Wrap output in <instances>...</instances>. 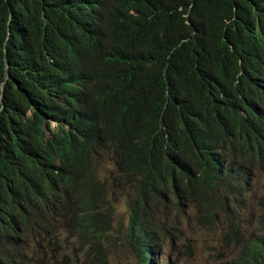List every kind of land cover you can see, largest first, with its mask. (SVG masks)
<instances>
[{
	"label": "trees",
	"instance_id": "trees-1",
	"mask_svg": "<svg viewBox=\"0 0 264 264\" xmlns=\"http://www.w3.org/2000/svg\"><path fill=\"white\" fill-rule=\"evenodd\" d=\"M262 170L264 0H0V264H177L190 209L264 264Z\"/></svg>",
	"mask_w": 264,
	"mask_h": 264
},
{
	"label": "rangeland",
	"instance_id": "rangeland-1",
	"mask_svg": "<svg viewBox=\"0 0 264 264\" xmlns=\"http://www.w3.org/2000/svg\"><path fill=\"white\" fill-rule=\"evenodd\" d=\"M263 192V183L259 186L257 194ZM257 196V195H256ZM256 197L253 198L255 201ZM119 212L124 215L127 222V203L122 200L119 203ZM122 221V219H121ZM120 221V222H121ZM221 222L216 215L213 218H198L195 209H190L188 215L183 219V235L188 239L191 250L187 248L179 249L177 264H225L222 260L223 243L221 240ZM185 241V240H184ZM88 248H83V251ZM228 252V250H226ZM229 253V252H228ZM100 256V254H98ZM109 264H138L136 257L121 247L119 244L109 257ZM95 260L84 259L81 262H71V264H95Z\"/></svg>",
	"mask_w": 264,
	"mask_h": 264
},
{
	"label": "clouds",
	"instance_id": "clouds-1",
	"mask_svg": "<svg viewBox=\"0 0 264 264\" xmlns=\"http://www.w3.org/2000/svg\"><path fill=\"white\" fill-rule=\"evenodd\" d=\"M245 182L248 184V181H245ZM251 183H252V187L245 192V196H244V203L247 205V207H243L242 209L240 207L236 208V209H240L239 210L240 215L245 220L244 225L242 226V229L246 231L247 233L258 228V221H259V215H260L258 202L261 196L264 195V170L257 172V175L252 177ZM262 183H263V192L258 195L257 190L259 186L262 185ZM254 197H256L255 201L253 200ZM220 200L224 203H228V204L230 203V208L235 209L234 200L232 198L227 199L225 197H221ZM240 205H241V202H240ZM221 220H222L221 240L223 243V251H225L222 255V260L223 262H225V264H236L237 262H232V260L236 258L237 255L239 254L241 250V245L237 243H232L230 246H228L226 244L224 240L225 223H224L223 218H221ZM182 222L183 221H181V228L183 230ZM182 239L185 240L186 242L189 241L188 239L184 237V235ZM226 250H228L229 253L226 252ZM171 260H174V258ZM168 263H172V262H168Z\"/></svg>",
	"mask_w": 264,
	"mask_h": 264
},
{
	"label": "bare ground",
	"instance_id": "bare-ground-1",
	"mask_svg": "<svg viewBox=\"0 0 264 264\" xmlns=\"http://www.w3.org/2000/svg\"><path fill=\"white\" fill-rule=\"evenodd\" d=\"M231 194V193H230Z\"/></svg>",
	"mask_w": 264,
	"mask_h": 264
}]
</instances>
